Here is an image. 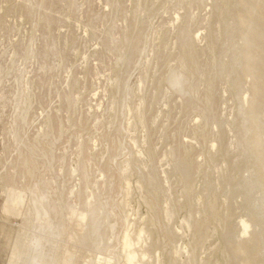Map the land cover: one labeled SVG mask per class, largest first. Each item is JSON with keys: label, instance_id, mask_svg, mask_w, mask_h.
Masks as SVG:
<instances>
[{"label": "rangeland", "instance_id": "374dc122", "mask_svg": "<svg viewBox=\"0 0 264 264\" xmlns=\"http://www.w3.org/2000/svg\"><path fill=\"white\" fill-rule=\"evenodd\" d=\"M263 26L264 0H0V264H264Z\"/></svg>", "mask_w": 264, "mask_h": 264}, {"label": "bare ground", "instance_id": "6f19581e", "mask_svg": "<svg viewBox=\"0 0 264 264\" xmlns=\"http://www.w3.org/2000/svg\"><path fill=\"white\" fill-rule=\"evenodd\" d=\"M247 3V2H246ZM250 5H251V2H248ZM253 6V5H252ZM247 8H249V9H251L252 7L251 6H246ZM251 7V8H250ZM256 9V8H255ZM258 12L259 11H257V14H258ZM259 17V16H258ZM263 25V24H262ZM264 27V26H263ZM248 33V32H247ZM243 38V37H242ZM245 38V37H244ZM264 50V49H263ZM256 69H257V67H256ZM245 70L248 72L249 70H248V68H245ZM251 75H252V73H251ZM251 75H249V76H251ZM247 80H248V78H247ZM261 82V81H260ZM174 83V82H173ZM263 86V85H262ZM262 88V87H261ZM255 89V88H254ZM252 90V89H251ZM263 90V89H262ZM253 91V90H252ZM251 91V92H252ZM255 91V90H254ZM256 93H258V92H256ZM262 97V96H261ZM260 97V98H261ZM251 98H252V96H251ZM262 111V110H261ZM248 117H249V122H250V124H251V126H252V128L253 127H256V120L254 119V106H253V103H252V105H251V107H250V111H249V113H248ZM261 117V116H260ZM251 128V127H250ZM250 129V130H253V129ZM257 130H258V124H257ZM254 131V130H253ZM256 133V132H255ZM253 135V134H252ZM254 136V135H253ZM254 138V137H253ZM258 139H260V138H258ZM260 141V140H259ZM259 143V142H258ZM254 147V146H253ZM255 148V147H254ZM253 151V150H252ZM256 170H257V178H258V180H260V183L262 184V186L264 187V158H258L257 160H256ZM254 176V175H253ZM251 180H252V178H251ZM250 200V199H249ZM262 221V220H261ZM242 223H243V221H242ZM262 224V223H261ZM245 226H246V224H245ZM261 227H263L262 225H261ZM262 229V228H261ZM262 232H263V229H262ZM260 233V235H261V232H258V234ZM254 235H257V233L256 234H253V237H254ZM259 235V236H260ZM262 236V235H261ZM264 236V235H263ZM230 238H232L231 236L228 238V240L230 239ZM255 238H256V242H257V239L259 240V237H256L255 236ZM261 239H263V240H261ZM259 241H260V243H261V241H264V238L262 237ZM232 240V239H231ZM230 240V241H231ZM250 240V239H249ZM248 240V241H249ZM233 241V240H232ZM254 242V241H253ZM228 243V242H227ZM230 243V242H229ZM235 242L233 241L232 242V245L234 244ZM263 243V242H262ZM243 244V243H242ZM264 244V243H263ZM228 245H230V244H228ZM244 245H245V243H244ZM252 245H254V246H256L257 247V244L255 245V242H254V244H251V246H248V248L250 247V249H251V247H252V250L253 249H255V248H253L254 246H252ZM233 246H235V244L233 245ZM236 246H237V244H236ZM241 246V245H240ZM247 246V245H246ZM261 246V245H260ZM259 246V247H260ZM232 247V246H231ZM242 247V246H241ZM261 247H263V246H261ZM248 248H246L245 247V249H247L248 250ZM242 248H240V250H241ZM249 249V250H250ZM261 249V248H260ZM259 248H258V251L257 252H259V250H260ZM235 250V249H234ZM233 250V247H232V251L235 253V251ZM248 252V251H247ZM249 254H250V252H248ZM247 253V254H248ZM254 253V252H253ZM248 254V255H249ZM258 254V253H257ZM257 254H255V255H257ZM239 255V254H238ZM240 256H242V255H240ZM246 256V255H245ZM250 256V255H249ZM249 258V257H248ZM256 258V257H255ZM244 259H246L245 257H244ZM252 259V258H251ZM258 259V258H257ZM256 259V260H257ZM133 260V259H132ZM252 260H254V259H252ZM251 260V261H252ZM248 261V260H247ZM250 261V262H251Z\"/></svg>", "mask_w": 264, "mask_h": 264}]
</instances>
